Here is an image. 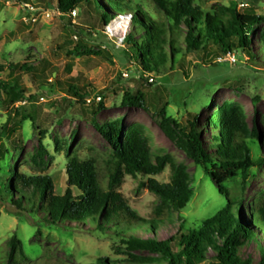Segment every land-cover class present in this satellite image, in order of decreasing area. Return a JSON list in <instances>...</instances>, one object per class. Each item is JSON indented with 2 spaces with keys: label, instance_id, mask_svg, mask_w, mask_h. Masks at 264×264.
I'll return each instance as SVG.
<instances>
[{
  "label": "rangeland",
  "instance_id": "1",
  "mask_svg": "<svg viewBox=\"0 0 264 264\" xmlns=\"http://www.w3.org/2000/svg\"><path fill=\"white\" fill-rule=\"evenodd\" d=\"M45 1L48 4L39 0H31L29 4L0 0V65L45 62V80L50 83L39 89L40 81L23 76L25 99L7 108L0 103V151H4L0 161V264H101L102 259L104 264H137L130 256L156 259L154 255L129 251L118 240L87 225L74 229L70 224L69 230L49 227L41 215L20 213L8 200L1 183L10 171L26 176H49L55 194L63 195L69 160L73 157L89 160L99 192H109L118 208L127 206L147 220L158 201L147 190L149 177L131 176L115 158L107 139L94 127L116 120L123 125L139 124L148 134L153 157L167 154L174 164L185 165L193 192L186 208L173 213L170 223L154 235L166 240L180 223L186 228L199 226L202 220L226 206V198L218 193L201 167L195 166L164 137L157 126V111L167 103V116L181 126H186L193 116L202 125L218 105L231 101L241 108L250 128L257 126L258 138L248 141L252 157H264V50L258 52V35L253 37L254 61L246 55L203 56L186 52L187 28L181 24L172 35L166 32L168 58H171V41L178 51L174 65L171 67L168 59L156 73L147 74L122 42L124 34L132 30L129 16L115 15L104 30L86 8L62 19L55 0ZM125 1L131 7L141 6L152 21L167 30L170 22L155 0ZM194 5L204 13L236 5L239 12L251 8L264 18V0H195ZM79 28L82 39L77 35ZM215 64L224 65L214 68ZM71 85L86 92L85 100L101 97L104 110L94 116L98 103L75 99L68 93ZM125 91L143 93L148 111L122 107ZM206 140L204 136L203 141ZM114 172L118 173L119 183L110 188V175ZM172 173L167 162L154 179L166 185L172 182ZM223 187L228 200L243 201L248 206L264 196V168H251L245 179L238 173ZM73 192L78 195L75 189ZM137 234L150 237L143 232ZM261 242L264 246V239ZM11 243L17 244L14 253ZM241 254L258 262L254 243L243 247ZM207 256L212 253L208 252Z\"/></svg>",
  "mask_w": 264,
  "mask_h": 264
},
{
  "label": "trees",
  "instance_id": "2",
  "mask_svg": "<svg viewBox=\"0 0 264 264\" xmlns=\"http://www.w3.org/2000/svg\"><path fill=\"white\" fill-rule=\"evenodd\" d=\"M21 1L31 3V0ZM39 1L48 4V1ZM194 1L155 0L170 22L167 30L162 24L152 21L141 6L131 7L125 0H103L104 5L99 0H55V7L62 19L76 10L86 8L96 16L104 30L115 15L129 16L132 30L124 34L122 42L147 74L156 73L168 59L171 67L174 65L178 51L171 41V58H168L165 52L168 43L166 32L172 35L181 24L187 28L184 39L187 53L220 58L228 54L246 55L254 61V34L258 35V52L264 50V18L256 15L251 8L239 12L237 6L232 5L218 8L213 13H204L194 5ZM81 31L79 28L77 33L80 39L83 35ZM87 35L92 38L91 33L87 32ZM221 65L224 64H215L213 67ZM45 71V62L37 65H0L2 106L12 107L25 99L26 89L21 82L23 76L40 81L39 89L49 85L45 80ZM4 75L6 78H3ZM68 93L86 102L84 90L71 85ZM98 105L94 116L104 110L102 102ZM121 106L148 111L147 98L141 92L133 94L125 91ZM167 107L165 103L157 111L159 130L188 160L203 169L205 175L212 179L218 193L227 201L224 208L202 220L199 226L186 228L180 223L176 232L166 240L154 235L164 224L170 223L173 213L185 209L192 200L190 175L185 165L174 164L169 155L152 156L151 142L144 127L139 124L123 125L119 120L94 127L107 139L115 158L131 176L140 174L149 177L147 190L158 201L147 220L127 206L118 208L109 192L100 193L93 164L77 157L71 158L67 164V188L63 195L55 194L49 176H26L10 171L1 183L8 200L20 213L43 216L42 221L49 227L60 226L69 230L70 224L74 229L79 225H87L104 236L118 240L129 251L157 257L130 256L133 263L264 264V246L261 244L264 239V196L245 206L243 201L228 200L223 187L238 173L245 179L251 168H264V157L254 159L248 144L250 139L258 138L257 126L250 128L241 108L231 101L218 105L202 125L193 116L186 126H181L167 116ZM204 136L206 142L203 141ZM54 143L57 147V141ZM40 151L44 152L42 148ZM57 151H60L59 148ZM3 157L4 151H0V161ZM167 162L171 164L172 182L160 185L154 177L163 172ZM117 183L118 173L114 172L110 175V188ZM74 189L78 192L77 196ZM137 232L150 237L142 238ZM250 243H254L258 249L257 263L241 254V249ZM16 245L11 243L13 253L16 252ZM208 252L212 256L208 257ZM104 262L103 259L99 260L101 264Z\"/></svg>",
  "mask_w": 264,
  "mask_h": 264
},
{
  "label": "built area",
  "instance_id": "3",
  "mask_svg": "<svg viewBox=\"0 0 264 264\" xmlns=\"http://www.w3.org/2000/svg\"><path fill=\"white\" fill-rule=\"evenodd\" d=\"M150 81L152 82L153 80H152V78H150ZM97 102V103H99L100 101H101V97H97V98H94V99H87L86 100V103L87 104H91L92 102Z\"/></svg>",
  "mask_w": 264,
  "mask_h": 264
}]
</instances>
